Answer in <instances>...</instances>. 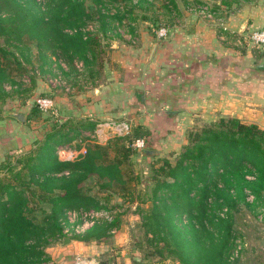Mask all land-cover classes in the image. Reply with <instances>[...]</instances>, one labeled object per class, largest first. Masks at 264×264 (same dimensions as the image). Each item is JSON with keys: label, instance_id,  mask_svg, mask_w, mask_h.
Segmentation results:
<instances>
[{"label": "trees", "instance_id": "1", "mask_svg": "<svg viewBox=\"0 0 264 264\" xmlns=\"http://www.w3.org/2000/svg\"><path fill=\"white\" fill-rule=\"evenodd\" d=\"M85 1L53 0L46 12H38V0H0V37L19 41V45L35 41L40 56L44 55L42 47H50L52 52L60 49L70 63L77 57L88 68H94V62L101 67L104 48L98 32L84 30L85 20L96 14L99 30L105 35L114 23L122 22L126 7L134 0H90L92 11ZM161 1L169 10L176 7L175 0ZM109 4L117 5L115 13ZM20 64L15 53L0 42V91ZM89 70L93 75L96 69ZM95 125L96 121L87 117L58 124L37 139L34 149L16 157L20 166H7L10 175L0 177V264L42 260L45 251L38 248V239L46 230L62 233L66 210L106 208L96 195L82 190V181L91 174L100 189L114 187L135 200L127 187L132 177L121 168L134 148L119 143L120 135L105 143L90 141L74 158L58 156L57 146L71 139L72 133L77 135L80 126L93 130ZM151 179L150 204L141 209L150 240H162L180 264H227L233 243L228 208L239 199L247 202L249 193L255 199L264 193V129L238 116H220L190 133L174 163L166 157L153 166ZM32 200L50 206L42 221L33 220L26 212ZM183 217L188 219L185 229L178 223ZM114 221L95 222L87 229V237L104 235ZM157 251L161 253V249Z\"/></svg>", "mask_w": 264, "mask_h": 264}, {"label": "rangeland", "instance_id": "2", "mask_svg": "<svg viewBox=\"0 0 264 264\" xmlns=\"http://www.w3.org/2000/svg\"><path fill=\"white\" fill-rule=\"evenodd\" d=\"M52 1L38 0L36 10L46 12ZM205 1L209 2V0ZM209 3L213 8L214 4L211 1ZM85 5L89 11L94 8L90 0H86ZM116 6L109 4L111 13H115ZM187 11L189 13L182 14L180 19L184 27L194 20L214 22L211 18L203 17L196 11ZM125 12L126 15L122 22L114 23L113 29L105 35H102L99 30V20L96 14L87 17L85 20L84 30L89 33L98 32V38H100V43L104 48L100 56V58L103 56L101 67H98V62H94L92 64L94 68H88L77 57H74L70 63L65 53L61 52L60 49L52 52L50 47H42L44 55L40 56L35 41L19 45V41L13 39L9 41L5 36L0 37V42L11 49L21 62L11 72L10 77L4 81L3 90L0 91L1 129L7 127V123L11 122L12 125L4 131V136L11 133L12 136L17 137H13L11 143H8L11 147L6 144L0 150V154L2 153L0 177L10 175L7 166L11 167L15 164L20 166L15 161L16 157L29 149H34L37 145V139L44 137L46 131L58 124L75 123V121L80 120V110L77 109L78 111H76V104L73 103L77 101L80 104L82 101L80 98L83 99L85 96L84 92L106 79L104 76L108 71L114 70L123 73L122 68L124 66L121 57L133 54L132 50H126L127 47L129 49H132V46L134 49L140 48L145 43L143 36L148 32L149 39L147 42L149 44L141 56L146 57L147 55L148 59H151L155 52L156 43L165 42L177 33L173 30L176 27L175 19H173L175 11L164 7L159 0L152 2L134 0L132 5L126 7ZM223 20L225 19L223 18ZM131 25L134 29H130ZM161 26L167 27V33L164 36L158 35V29ZM137 30L139 31L138 36ZM124 33H135L137 36L135 42L130 43L123 36ZM230 34L233 36L232 41L237 43V50L251 48L258 54L264 52L262 45H256L249 39L248 32L245 33L244 38H241V41H239L238 32L234 31ZM179 36L185 39L186 35L181 33ZM21 50L24 54L21 53ZM89 69H96L93 75ZM62 78L71 85L69 91L64 89L61 83ZM148 82L147 88L143 84L141 88H136L137 95L130 94L129 97H132V100H129L131 108L126 109L122 115L119 114V110L122 109L120 106L128 104V101H123L121 105L119 104L120 101L117 102L119 105L114 107L112 115L104 118L94 115L91 108L95 106L87 107L93 113L91 116L98 119L95 128L83 134L82 137L80 136L82 142L73 140L71 143H65L67 144L66 148L72 150L70 158H74L78 153L84 152L87 143L90 141L105 143L107 139L120 135L119 143L131 145L135 137H144L146 139L144 148L133 149L128 160L121 164L125 175L132 177L127 187L133 191L132 198L135 200H130L128 192L115 191L114 187L100 189L95 175H89L81 183L82 190L85 193L96 195L106 205V208H100L97 211V221L100 222L105 219L109 221L114 218L116 223L99 237H87L88 228L80 232L76 231L77 223L82 222L80 217L74 222V227L67 223L68 230L64 224L62 233L46 230L41 233L38 239L40 244L38 248L45 251L44 258L40 261L33 260L31 264H76L78 261L88 258H94L97 264H180L178 257L169 251L162 240L157 242L150 240V234L145 232L141 209L148 208L150 204L153 185L152 167L158 166L166 157L174 163L179 152L188 142L190 133L200 129L205 124L200 122L194 126L175 127L174 124L171 125L169 118H161L166 116L164 109L160 111L161 117L158 114V110L163 105L159 96L164 86H157L156 90H153V80L150 79ZM42 95H48L53 99V105L47 110H41L36 104L37 97ZM66 103L68 106L65 110ZM84 109L86 108H81L83 112H85ZM7 110L22 112L25 117L23 120H19L17 117L8 114ZM172 114L174 112L169 115ZM136 117H146L150 124H140L138 120H135ZM73 135L75 133L71 136ZM59 147L58 145L57 148ZM81 147L83 149L80 150ZM146 154L152 156L147 158ZM63 155L65 154L59 152L58 156L63 159ZM143 199L144 201H142ZM247 199V202L250 203L244 199H239L235 206L228 208L232 214L233 243L227 254V264H264V193L259 198L255 199L254 196L252 199ZM226 209L224 207L220 214L225 215ZM49 210V204L42 201L35 202L32 200L26 206L28 215L38 222L42 221ZM178 223L185 229L188 225L187 217H183ZM187 235L189 236L188 230ZM65 238L69 239L64 240ZM157 249H161V253H158ZM196 249V247H192L193 252Z\"/></svg>", "mask_w": 264, "mask_h": 264}, {"label": "crops", "instance_id": "3", "mask_svg": "<svg viewBox=\"0 0 264 264\" xmlns=\"http://www.w3.org/2000/svg\"><path fill=\"white\" fill-rule=\"evenodd\" d=\"M191 1L203 0H175L176 7L171 10L175 11L173 19L176 27L173 30L177 33L165 42L156 41L153 58L141 56L149 44L147 32L143 36L145 43L140 48H126L127 51L132 50L133 54L121 57L123 73L108 71L104 76L106 79L84 92V101L80 98V104L77 101L73 103L76 104V111L80 110V120L87 117L97 121L91 116L93 113L99 118L109 117L116 105L128 101V104L120 106L119 114L122 115L131 108L130 94L137 95L136 88H141L142 84L147 88L148 81L152 79L153 90L157 86H164L159 96L163 105L158 114L160 116V111L164 109L166 116L160 117L169 118L175 127L194 126L200 122L206 125L220 116L234 115L244 122H253L264 128V68L259 67L264 52L258 54L251 48L237 50V43L232 41L230 34L238 32L241 41L245 33L263 26L264 0H209L216 12L212 19L214 22L194 20L184 27L180 19L182 14L189 13L187 4ZM181 33L186 35L185 39L180 38ZM123 36L130 43L137 38L135 33H124ZM123 90L125 93H122ZM67 106L68 103L65 110ZM89 106H95L91 108L93 113L87 108ZM83 107L86 108L85 112L81 110ZM135 120L140 124H150L146 117H136ZM7 124L2 129L0 125V150L14 137L11 133L4 136V131L12 125L11 122ZM79 130L77 135L62 144L73 140L82 142L80 136L90 129L80 126ZM87 260L90 264H97L94 258Z\"/></svg>", "mask_w": 264, "mask_h": 264}, {"label": "built area", "instance_id": "4", "mask_svg": "<svg viewBox=\"0 0 264 264\" xmlns=\"http://www.w3.org/2000/svg\"><path fill=\"white\" fill-rule=\"evenodd\" d=\"M187 9L191 11H196L199 14H201L203 17L211 18L213 19L215 17V10L212 8L211 4L208 1H200L198 3L190 2L187 4ZM167 33V27L161 26L158 29V35L164 36ZM249 39L256 45H262L264 47V25L260 27H256L250 31L248 34ZM62 85L64 86V89L66 91H69L71 88V85L65 81V79L62 78ZM36 104L41 110H47L49 107L53 105V99L48 95H42L37 97ZM126 126V125H125ZM60 147L57 148V153L59 155V152L64 153L63 159H71V149H67L66 145L60 144ZM131 146L134 149H142L145 146V138L142 136L135 137L132 142ZM249 199L253 198L252 194H248L247 196ZM99 209L89 208V209H83V208H74V209H68L65 212V219L62 220L63 226L66 224V230H68L69 226L67 223L74 227V222L78 217L81 219V223L76 225L75 229L77 232H80L82 230H86L90 226H92L98 219V211ZM86 261L88 260H82L78 261L76 264H87ZM90 264V263H89Z\"/></svg>", "mask_w": 264, "mask_h": 264}, {"label": "water", "instance_id": "5", "mask_svg": "<svg viewBox=\"0 0 264 264\" xmlns=\"http://www.w3.org/2000/svg\"><path fill=\"white\" fill-rule=\"evenodd\" d=\"M259 66L264 67V58L261 59V61L259 62ZM7 113L10 114V115H13L15 117H17L19 120H23L24 117H25V114L22 113V112H16V111H10V110H8ZM147 152H149V150H147ZM68 239L65 238L64 240H68Z\"/></svg>", "mask_w": 264, "mask_h": 264}, {"label": "bare ground", "instance_id": "6", "mask_svg": "<svg viewBox=\"0 0 264 264\" xmlns=\"http://www.w3.org/2000/svg\"><path fill=\"white\" fill-rule=\"evenodd\" d=\"M86 263H89V261H87Z\"/></svg>", "mask_w": 264, "mask_h": 264}]
</instances>
